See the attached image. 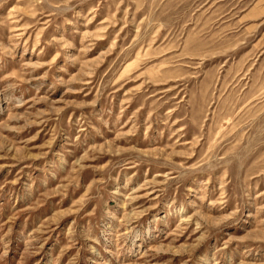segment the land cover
I'll list each match as a JSON object with an SVG mask.
<instances>
[{
	"label": "rangeland",
	"instance_id": "obj_1",
	"mask_svg": "<svg viewBox=\"0 0 264 264\" xmlns=\"http://www.w3.org/2000/svg\"><path fill=\"white\" fill-rule=\"evenodd\" d=\"M0 264H264V0H0Z\"/></svg>",
	"mask_w": 264,
	"mask_h": 264
}]
</instances>
